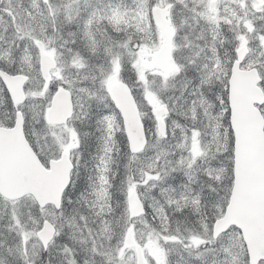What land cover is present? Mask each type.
<instances>
[{
	"label": "snow or ice",
	"instance_id": "snow-or-ice-1",
	"mask_svg": "<svg viewBox=\"0 0 264 264\" xmlns=\"http://www.w3.org/2000/svg\"><path fill=\"white\" fill-rule=\"evenodd\" d=\"M0 264H264V0H0Z\"/></svg>",
	"mask_w": 264,
	"mask_h": 264
}]
</instances>
